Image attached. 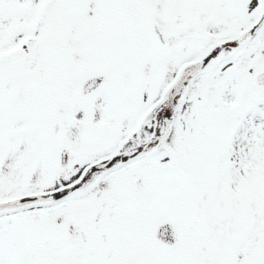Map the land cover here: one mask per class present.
<instances>
[{"label": "snow or ice", "instance_id": "6c2138e0", "mask_svg": "<svg viewBox=\"0 0 264 264\" xmlns=\"http://www.w3.org/2000/svg\"><path fill=\"white\" fill-rule=\"evenodd\" d=\"M0 264H264V0H0Z\"/></svg>", "mask_w": 264, "mask_h": 264}]
</instances>
